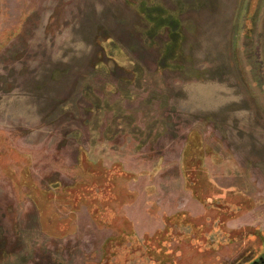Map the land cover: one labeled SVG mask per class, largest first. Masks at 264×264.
Masks as SVG:
<instances>
[{"label":"rangeland","instance_id":"obj_1","mask_svg":"<svg viewBox=\"0 0 264 264\" xmlns=\"http://www.w3.org/2000/svg\"><path fill=\"white\" fill-rule=\"evenodd\" d=\"M112 167L131 177L97 203L103 224L67 193ZM182 217L213 229L161 264H238L263 246L264 0H0V264H106L108 243L161 249ZM218 218L236 240L213 249Z\"/></svg>","mask_w":264,"mask_h":264},{"label":"trees","instance_id":"obj_2","mask_svg":"<svg viewBox=\"0 0 264 264\" xmlns=\"http://www.w3.org/2000/svg\"><path fill=\"white\" fill-rule=\"evenodd\" d=\"M194 140L192 139V141H190V143H188L186 151H185V157H184V175H185V182H186V187L191 190L194 194V196L196 198H198V185H199V179L202 175V169L200 167V161L202 160V156H203V151L206 152V147L204 144H200L198 145V155L196 156V154L194 153L195 150V145H194ZM201 145H203V148H199L201 147ZM193 151V152H192ZM105 182H103L102 184H93L91 186H86L85 188H87V191L84 189H82V191H76L75 189L73 190H69L67 194H69L68 196H72V203L76 204V203H82L83 201H86L89 203L90 207V213L91 216L95 219L98 220L100 223L106 224L109 223V215L111 216V213H108V211L104 212L102 210H100L99 208V204H97L98 202H106L110 199H112L114 196L112 194L111 191V184H112V179L113 176H118V177H122V178H128L131 177L130 174L124 173L123 170H121V168L119 167H115L111 170L105 171ZM109 175V176H108ZM84 187V186H82ZM88 193V194H86ZM90 194V195H89ZM87 196H89V198H87ZM202 200L204 202V199H199ZM223 205L225 206H229V204H226L224 202H221ZM130 236H125L123 235L121 238V241H115L113 240L112 242L107 244L106 250H107V258H106V264H114L113 262V256L115 255V253L121 252V254L123 256H119L122 257L124 260L125 256L130 255L131 253H135L136 257L138 258L140 256L139 253L143 252L146 255V262L147 264H150L152 261H154V254L158 253V248L155 247H150L149 246V250L145 251L141 245V243H137L136 240L134 239L132 241V243H134L132 246H136L137 249H135V251H131L128 248V244L129 242V238ZM157 237V236H156ZM158 242V241H157ZM149 245V243H148ZM119 252H118V251ZM141 253V254H143ZM161 253H163V251H161ZM113 254V256L111 255ZM111 255V256H110ZM125 262V260L123 261ZM120 263V264H125V263ZM128 263V261H127Z\"/></svg>","mask_w":264,"mask_h":264},{"label":"flooded vegetation","instance_id":"obj_3","mask_svg":"<svg viewBox=\"0 0 264 264\" xmlns=\"http://www.w3.org/2000/svg\"><path fill=\"white\" fill-rule=\"evenodd\" d=\"M113 168V167H112ZM128 174V173H127ZM113 177H118V176H113ZM119 178V177H118ZM194 195V194H193ZM195 197V196H194ZM221 202L224 201H220L217 199H204V202L202 201L201 203L204 204V206L209 209V210H218L220 213H224V214H237L238 212H240L241 208L238 205H234V204H230L227 202H224L226 204H229V206H225L223 205ZM217 221L220 226L218 227V230L220 231L221 237H220V241L219 244H217V246L213 247V246H209V248H213V249H217V247H219L221 244H225L227 242H233L234 239L236 240L235 237L231 236V234H226L223 232V227L225 225V223L221 220V219H217L215 220ZM213 223L212 222V226L210 227L211 230L207 231L204 229V226L201 227H197L195 224L193 223H187L185 221V219L182 218H178V219H174V220H167V232L166 233H160L158 235V244L159 246H161V249H158L159 253H155L154 254V261H152L150 264L154 263V264H161L164 260H171L174 258L175 256V252H173V250H169L171 244L174 242L176 244H180L182 242H188L191 246V240L187 238V235H189L190 237V230L191 229H198L201 228L203 235L204 234H208L212 231L213 229ZM196 235V234H195ZM195 238H197V236H195ZM200 240L203 243H207L206 238H204V236H199ZM135 238H130L129 239V244H128V248L133 252L135 251L136 246H132L134 243H132V241ZM143 249L145 251L149 250V245L147 244L145 246V244H141ZM161 251H163V253H161ZM143 253V252H141ZM140 254V256L137 258L135 253H131L128 256H125L124 259L127 262L126 259H128V264H147L146 262V255L145 253ZM123 256L121 254V252L115 253V255L113 256V260L115 262V259L118 256ZM104 262L106 263V260H104ZM103 264V263H102ZM118 264V263H117ZM238 264H264V243L263 246L261 248L255 249L254 251H251L249 254L246 255L245 257V261L239 262Z\"/></svg>","mask_w":264,"mask_h":264}]
</instances>
